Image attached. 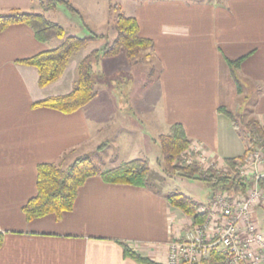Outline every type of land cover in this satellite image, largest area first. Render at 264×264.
Wrapping results in <instances>:
<instances>
[{"label": "crops", "instance_id": "obj_1", "mask_svg": "<svg viewBox=\"0 0 264 264\" xmlns=\"http://www.w3.org/2000/svg\"><path fill=\"white\" fill-rule=\"evenodd\" d=\"M73 1L82 9L87 7L84 3L99 0ZM33 3L0 0V13H37ZM122 7L128 9L126 16L136 18L140 35L154 41V50L142 58L153 59L158 71L149 88L151 94L144 95L151 104L156 100L153 125L157 136L181 124L191 143L200 144L209 163L224 167L226 159L244 155L247 142L220 108L234 114L251 101V114L264 124V0H128ZM101 15L106 18L105 13ZM61 43L40 42L26 24L12 25L0 33V232L4 234L0 264H140L124 256L118 241L154 262L167 264L170 244L184 240L195 225L192 217L170 206V193L157 186L152 190L91 177L79 189L73 210L65 212L60 221L55 215L31 222L26 219L22 209L38 193V166L56 164L62 158L69 164L88 155L89 149H99L105 139L88 112L97 97L71 114L32 108L37 101L72 92L84 57L73 61L72 56L62 77L46 88L39 87L36 68L17 61L56 49ZM226 58L243 59L241 95ZM104 62L111 70L131 67L124 54ZM106 103V118L111 120L106 125H110L106 146L113 140L122 149L115 139L131 133L119 129L120 120L111 119L116 114ZM119 115L123 117L122 112ZM115 129L121 133L115 134ZM153 139L148 137L143 149H153L156 145L149 142ZM146 152L151 169L159 174L157 179L166 180L156 167L161 154L156 159L150 156L151 150ZM108 165L106 169L120 164ZM260 173L264 176V167ZM175 178L167 179L169 186ZM199 204L211 207L208 201ZM254 213L264 229V205Z\"/></svg>", "mask_w": 264, "mask_h": 264}, {"label": "trees", "instance_id": "obj_2", "mask_svg": "<svg viewBox=\"0 0 264 264\" xmlns=\"http://www.w3.org/2000/svg\"><path fill=\"white\" fill-rule=\"evenodd\" d=\"M42 12H23L13 10L8 13H0V33L15 24H26L34 31L36 38L42 43H51L61 40L62 43L56 49L42 52L34 57L17 61L18 64L34 67L38 70V84L40 88H46L59 80L64 74L71 57L91 42L105 40L108 36L93 35L89 38H79L69 35L57 22L50 20L46 12L56 11L60 6H65L72 13L79 11L69 0H40ZM110 11H120L118 5L110 4ZM116 38L112 44L102 49H96L84 57L78 65V79L72 92L67 95L53 96L33 103L32 108H49L64 114L74 113L94 101L98 92L94 77V64L100 59L114 58L124 54L127 60L134 64L138 62L143 53L154 50V41L140 35L139 24L134 17H128L124 13H116L112 17ZM142 60V57H141ZM243 59L232 61L226 58L230 67L231 76L234 79L239 94H243V83L239 70ZM220 112L230 118L234 127L238 129L240 136L248 143L244 155L238 158L226 159L227 170L205 169L197 161L187 163V153L192 147L187 138L184 127L174 124L167 135L160 136L158 142L161 148L163 173L170 177H183L192 180L207 182L212 192H230L233 194L244 193L254 181V175L242 176L235 168L236 161L243 159L248 151L264 150V124L254 119L243 123L244 132H240L238 122L233 113L220 108ZM196 154L192 153L194 157ZM185 157V159H184ZM99 176L108 184H126L136 187H144L156 190L155 180L158 175L153 172L147 159H135L124 162L113 169L103 170L100 165L89 156L76 158L69 164L62 160L56 164H40L38 166V193L24 207L23 212L28 222L55 215L58 221L65 212L73 210L79 189L91 177ZM264 190V178L260 181ZM170 206L180 210L183 214L193 218L194 225H202L208 220L209 209L206 213H200L198 209L204 207L193 198L182 193L167 195ZM212 204L213 199L208 200ZM4 243V234L0 232V249ZM123 248L124 256L140 264H161L134 251L126 242L118 241ZM222 254H213V260H204L197 264H212L211 261L222 259Z\"/></svg>", "mask_w": 264, "mask_h": 264}, {"label": "rangeland", "instance_id": "obj_3", "mask_svg": "<svg viewBox=\"0 0 264 264\" xmlns=\"http://www.w3.org/2000/svg\"><path fill=\"white\" fill-rule=\"evenodd\" d=\"M32 1L34 2V10L42 12L40 0ZM69 1L79 13H72L65 6H60L56 11L48 13L50 20H54L60 24L69 35L77 36L79 38H89L93 35L102 34L108 36L105 40L90 43V45L82 49L80 52L74 54L72 60L80 59L82 56L86 57L94 50L102 49L107 45L112 44L116 38L112 17L119 12L126 15L128 9L123 8L122 5L124 2L127 4L128 0H99L95 4L88 1L87 3H84L87 7H82V9L76 5L79 3L75 4L73 0ZM110 3L120 6L121 10L110 13ZM97 5H99V7H97ZM88 7H90L93 12L89 11ZM104 13L106 14V18L104 17L105 19L103 18V15H101ZM97 17L102 19H95ZM143 55L144 54L142 53L138 62L134 64L129 62L131 65L129 68L119 67L111 70L112 66L106 67L104 59H100L94 64V77L98 96L88 112L93 126L97 129L101 127L99 134L101 138L105 137V139L99 149H95L94 147L89 149L90 151H88V155L96 164L100 165L103 170L106 169V166H109V162L113 163L117 161L119 164H122L135 159H147L149 157L146 150H151L152 155L150 156H152V158L157 159L161 154V148L158 142L160 136H157L158 133H156L153 125L155 122L154 117L157 116L155 107L156 100L151 104V102L144 97V95H149L150 85L155 83L158 71H156L153 59L144 58L143 60L142 58L141 60ZM152 94L154 96L156 93L153 92ZM106 98L109 101H106ZM106 102L111 105L110 112L116 114L111 119L115 118L114 120L116 121L120 120L119 129L128 130V132L131 133L127 134L125 137H122L121 135L119 139H115L116 142L118 140L121 142L122 149H118L117 146H119L120 143H114L113 140L109 141L110 144H108V147L106 146V129L110 127V125L107 127L106 125L111 122V120H108V117L106 118ZM250 105L251 101L249 104L242 107L240 111L233 114L238 122L240 132H244L243 123H248L255 119L251 114ZM139 110L142 113H139ZM121 112L123 117L119 115ZM114 133L118 134L121 132L120 130L115 129ZM148 137H152L156 140L154 141L153 139L152 141H149L154 142L156 145L153 149H143V145L146 144V139ZM196 157L197 156L195 155L194 158ZM156 167H158L161 174H164L166 177V180H164L162 176L160 177L161 179L155 180L154 183L159 190L170 194L182 193L193 198L198 203L208 201L206 199L208 195L212 193V189L207 182L177 176L170 181L169 186L167 179H169L170 176L163 173L164 165L162 163V158L160 165ZM204 168L206 170L208 169L205 165ZM170 190L171 192H169Z\"/></svg>", "mask_w": 264, "mask_h": 264}, {"label": "built area", "instance_id": "obj_4", "mask_svg": "<svg viewBox=\"0 0 264 264\" xmlns=\"http://www.w3.org/2000/svg\"><path fill=\"white\" fill-rule=\"evenodd\" d=\"M195 153L196 158L191 154ZM187 163L197 161L207 168L227 170V165L209 163L200 144H192ZM185 159V157H184ZM264 150L248 151L236 161V170L242 175H254L252 186L242 194L219 191L211 207H200V213L209 212L208 220L195 225L184 240L170 244L167 264H197L210 260L214 253L223 258L215 264H264V229L258 224L255 209L264 205V190L260 181L264 177Z\"/></svg>", "mask_w": 264, "mask_h": 264}, {"label": "water", "instance_id": "obj_5", "mask_svg": "<svg viewBox=\"0 0 264 264\" xmlns=\"http://www.w3.org/2000/svg\"><path fill=\"white\" fill-rule=\"evenodd\" d=\"M214 196H215V193H214V192H212V193H211V197H210V198H211V199H213V198H214Z\"/></svg>", "mask_w": 264, "mask_h": 264}]
</instances>
